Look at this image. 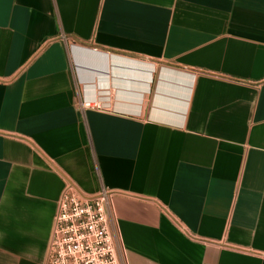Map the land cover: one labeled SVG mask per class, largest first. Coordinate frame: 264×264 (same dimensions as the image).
Wrapping results in <instances>:
<instances>
[{"label": "crops", "instance_id": "0c3cea01", "mask_svg": "<svg viewBox=\"0 0 264 264\" xmlns=\"http://www.w3.org/2000/svg\"><path fill=\"white\" fill-rule=\"evenodd\" d=\"M67 182L126 264H264V0H0V264Z\"/></svg>", "mask_w": 264, "mask_h": 264}, {"label": "built area", "instance_id": "2783aa9c", "mask_svg": "<svg viewBox=\"0 0 264 264\" xmlns=\"http://www.w3.org/2000/svg\"><path fill=\"white\" fill-rule=\"evenodd\" d=\"M83 108L103 109L98 99H81ZM112 192L89 195L67 182L54 216L44 264H126L118 255L110 231L107 206Z\"/></svg>", "mask_w": 264, "mask_h": 264}]
</instances>
